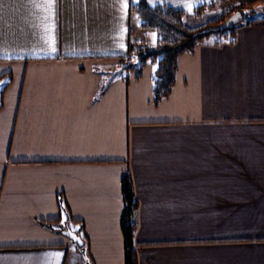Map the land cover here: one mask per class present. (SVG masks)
<instances>
[{
  "label": "crops",
  "instance_id": "1",
  "mask_svg": "<svg viewBox=\"0 0 264 264\" xmlns=\"http://www.w3.org/2000/svg\"><path fill=\"white\" fill-rule=\"evenodd\" d=\"M137 1L0 0V264H124L125 174L137 264H264V16L179 55L153 103L155 64L123 67L156 39Z\"/></svg>",
  "mask_w": 264,
  "mask_h": 264
},
{
  "label": "trees",
  "instance_id": "2",
  "mask_svg": "<svg viewBox=\"0 0 264 264\" xmlns=\"http://www.w3.org/2000/svg\"><path fill=\"white\" fill-rule=\"evenodd\" d=\"M256 2L260 3L258 0H248L241 2L238 7L220 12H214V3H204L194 7L192 12H187L169 4L149 5L145 0H139L131 5V13L139 19V26L142 30L155 32L156 39L152 45L145 41L133 42L129 47V55L127 61L123 63V67L139 72L147 64H155L152 100L153 103H157L173 88L179 55L192 52L201 40L211 34L216 35V44L223 42L232 36L235 26L223 32L202 35L196 33L209 25L223 21L233 11L240 10V8L245 9V16L241 13L246 21L258 14L264 16V0L261 2L263 5L260 10H256L252 6ZM248 6L252 8L246 9ZM204 12V16H209L205 21L201 18ZM120 189L123 206L120 227L123 235L124 264H137L133 242L136 228L133 213L138 202L134 196L133 184L128 174L121 178Z\"/></svg>",
  "mask_w": 264,
  "mask_h": 264
},
{
  "label": "water",
  "instance_id": "3",
  "mask_svg": "<svg viewBox=\"0 0 264 264\" xmlns=\"http://www.w3.org/2000/svg\"><path fill=\"white\" fill-rule=\"evenodd\" d=\"M242 19H243V16H242L241 11L235 10L223 21L217 24L209 25L205 27L204 29H202L201 31L197 32L196 34L202 35L206 33L223 32V31L232 29L235 25L241 22ZM62 232L68 237H70L73 240V242L77 243L79 246L83 245V240L75 231L69 228H66Z\"/></svg>",
  "mask_w": 264,
  "mask_h": 264
},
{
  "label": "rangeland",
  "instance_id": "4",
  "mask_svg": "<svg viewBox=\"0 0 264 264\" xmlns=\"http://www.w3.org/2000/svg\"><path fill=\"white\" fill-rule=\"evenodd\" d=\"M248 0H219L215 3V11L214 12H220V11H225L234 7H238L240 5L241 2H246ZM260 1V3H254L252 6L256 9V10H260L261 6L263 5L262 0H258ZM248 8H252L251 6H248L246 9ZM241 12L243 13V15L245 16V9L244 8H240ZM204 14L202 13L201 18L205 21L209 16H204ZM209 15V14H208ZM135 17V20L137 22V24L135 25L136 27H138V23H139V19ZM145 33H147V40H149V38H151V36L155 37V32L152 31H146ZM216 35L215 34H211L209 36V39H215ZM154 44V43H153ZM76 245V244H75Z\"/></svg>",
  "mask_w": 264,
  "mask_h": 264
},
{
  "label": "snow or ice",
  "instance_id": "5",
  "mask_svg": "<svg viewBox=\"0 0 264 264\" xmlns=\"http://www.w3.org/2000/svg\"><path fill=\"white\" fill-rule=\"evenodd\" d=\"M49 3L53 2V0H48Z\"/></svg>",
  "mask_w": 264,
  "mask_h": 264
}]
</instances>
